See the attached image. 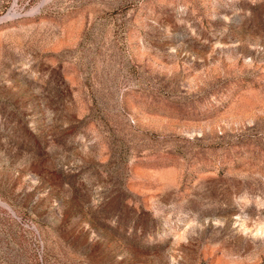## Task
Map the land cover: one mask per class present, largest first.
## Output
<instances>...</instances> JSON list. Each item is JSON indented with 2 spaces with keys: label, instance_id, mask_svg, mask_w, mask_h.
<instances>
[{
  "label": "rangeland",
  "instance_id": "rangeland-1",
  "mask_svg": "<svg viewBox=\"0 0 264 264\" xmlns=\"http://www.w3.org/2000/svg\"><path fill=\"white\" fill-rule=\"evenodd\" d=\"M0 264H264V0H0Z\"/></svg>",
  "mask_w": 264,
  "mask_h": 264
},
{
  "label": "bare ground",
  "instance_id": "bare-ground-1",
  "mask_svg": "<svg viewBox=\"0 0 264 264\" xmlns=\"http://www.w3.org/2000/svg\"><path fill=\"white\" fill-rule=\"evenodd\" d=\"M2 204H3L4 206L8 207L9 209H11L6 203H3V202H2Z\"/></svg>",
  "mask_w": 264,
  "mask_h": 264
}]
</instances>
